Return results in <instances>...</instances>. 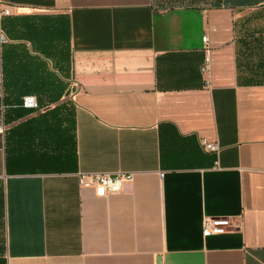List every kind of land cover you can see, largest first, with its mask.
Segmentation results:
<instances>
[{"label": "crops", "instance_id": "1", "mask_svg": "<svg viewBox=\"0 0 264 264\" xmlns=\"http://www.w3.org/2000/svg\"><path fill=\"white\" fill-rule=\"evenodd\" d=\"M198 2L0 0L16 62L66 86L0 118V264H264V0ZM59 105L74 148L44 160L7 144ZM119 172L134 181L118 194L80 184ZM206 218L233 227L205 237Z\"/></svg>", "mask_w": 264, "mask_h": 264}, {"label": "trees", "instance_id": "2", "mask_svg": "<svg viewBox=\"0 0 264 264\" xmlns=\"http://www.w3.org/2000/svg\"><path fill=\"white\" fill-rule=\"evenodd\" d=\"M19 55L7 46V42L1 44L0 118L5 125L24 119L35 111L23 107V98L17 96L18 92L22 93L25 90V93L47 94L45 98L38 95L37 100L40 107V104L44 101L48 102V106L58 103L62 99V92L66 90V86L55 85L46 80L44 63L34 60L31 65L21 64L22 60L16 62ZM19 73L21 75L17 76ZM25 73H31V77L27 75L25 80L23 77ZM45 74L48 76L47 71ZM26 133L27 138L25 139ZM74 138L75 115L74 112L65 114L64 105L56 106L54 109L29 119L27 122L11 128L6 133L7 144L12 145L17 152L18 150L27 149L33 155L38 154L43 157L44 160L48 157L51 158L49 155L51 149L60 152L63 148L66 149L69 141H71L74 148ZM25 144L26 147H24Z\"/></svg>", "mask_w": 264, "mask_h": 264}, {"label": "built area", "instance_id": "3", "mask_svg": "<svg viewBox=\"0 0 264 264\" xmlns=\"http://www.w3.org/2000/svg\"><path fill=\"white\" fill-rule=\"evenodd\" d=\"M12 12L9 8L0 10V18L11 16ZM207 41V38L204 39ZM0 42L6 43L7 40L4 35H0ZM209 62V59L207 60ZM23 107L26 109H38V102L36 97L23 98ZM203 150L207 153H218L220 148L217 144H210L206 140L201 141ZM134 181V174L119 172L116 174L107 173H92L81 174L80 184L83 187H92L95 189L98 197H106L111 194L121 193L126 186H129ZM233 227L232 221L229 218L211 219L206 218L203 224V234L205 237L222 235L229 232Z\"/></svg>", "mask_w": 264, "mask_h": 264}, {"label": "rangeland", "instance_id": "4", "mask_svg": "<svg viewBox=\"0 0 264 264\" xmlns=\"http://www.w3.org/2000/svg\"><path fill=\"white\" fill-rule=\"evenodd\" d=\"M195 1H199L198 3H202V5H211L216 2V0H195Z\"/></svg>", "mask_w": 264, "mask_h": 264}]
</instances>
